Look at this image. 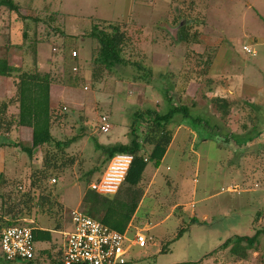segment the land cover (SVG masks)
<instances>
[{
    "label": "rangeland",
    "instance_id": "rangeland-1",
    "mask_svg": "<svg viewBox=\"0 0 264 264\" xmlns=\"http://www.w3.org/2000/svg\"><path fill=\"white\" fill-rule=\"evenodd\" d=\"M14 1L25 9L26 16L36 19L40 29L37 30L38 36H44L48 41L37 46L38 54L46 59L45 71H50L65 83L61 85L69 87L66 99L61 97V89L56 90L60 96H56L58 101L53 107L67 115L65 121H56L62 126V132L53 130L54 136L65 141L81 134V128L86 131L85 137L66 150L65 156L72 157L73 164L56 179V183L52 184L51 179L47 182L48 186L54 185L57 202L58 196L63 198L64 223H68L66 219L71 210L77 208L84 211L80 195H84L86 180H95L103 169L92 139L104 146L126 143L133 112L146 107L164 111L168 104L165 99L168 93L173 103L177 102L178 95H181V104L190 106L195 102L192 116H201L209 125L220 127L221 132L206 140L196 130L194 135L186 137V126L177 127L176 119L172 121L170 127L175 130L176 136L161 172L169 175L167 164L177 170L179 174L174 176L173 183L183 190L180 195L182 204L188 205L196 215L193 217L190 212L183 213L180 207L177 221L171 220L152 229L147 234L146 246L134 248L127 264L194 263L229 238L252 237L256 231L264 232V111L257 130L251 131L249 127L242 132L239 129L240 111L231 113L229 119L222 122L210 103L200 98L203 91L206 92L203 79L200 83L187 85L183 93L179 82L180 74L188 70L184 65L180 68L181 62L189 63L184 57L187 47V50L200 54L204 51L212 53L213 48L214 61L209 77L218 83L209 93L210 97H231L224 92L229 87V93L232 92L238 100H247L264 110V95L258 93L260 89L264 91V0ZM93 20L121 25L132 40L125 56L130 54L133 61L154 72L149 85L135 83L132 80L135 71L127 68L119 69L114 75L104 73L101 78H92L90 55L95 42L86 34ZM182 20L187 22L182 28L187 27L190 35L197 33L202 44H189L186 47L178 42L181 28H177ZM165 25L176 31L171 35ZM54 29H60L65 34V38H60L63 52H52L53 41L57 42V38H53L58 36L53 34ZM4 40L6 37L0 36V44H4ZM244 47L249 49L248 53L243 50ZM72 50L77 52L79 58L77 77L72 72L74 61L69 58ZM197 62L194 59L190 67ZM249 72L251 80L244 76ZM75 77L77 82L74 81ZM221 78L223 80H219ZM13 94L12 87L11 93L4 99L11 98ZM10 112L14 113L15 107L10 108ZM102 116L107 118V133L99 130ZM18 129H13L12 133ZM182 136L184 144L179 147L177 140H181ZM8 138L10 147L5 145V149L2 146V151L6 159L10 157L12 162L15 159L21 166L17 175V170L3 174L14 183L11 189L15 193L19 187L26 190L29 173L41 166L44 148L36 149L29 158L20 150L19 144L30 147L31 134L17 136L15 140L8 134L0 136V141L7 142ZM124 186L125 182L121 188ZM165 187L163 193L167 192ZM8 190L1 188L0 194ZM1 203L0 198V206ZM38 214L41 213L36 209L32 210L31 215L24 214L22 223L38 217ZM203 216H207L208 221L203 222ZM57 220L61 223L60 217ZM181 230L182 235L177 237ZM67 231H71V227ZM163 233L167 235L161 239ZM258 240L260 249L247 251L246 260H234L227 251H219L200 264H264L262 236Z\"/></svg>",
    "mask_w": 264,
    "mask_h": 264
},
{
    "label": "trees",
    "instance_id": "trees-1",
    "mask_svg": "<svg viewBox=\"0 0 264 264\" xmlns=\"http://www.w3.org/2000/svg\"><path fill=\"white\" fill-rule=\"evenodd\" d=\"M10 21L21 24L19 31L22 32V41L28 42L29 47L33 50L42 43H48L44 36H38L37 30L39 28L36 19L32 20L26 16L25 9L19 3L14 0H0V35H4V30L11 28L10 23L7 24ZM56 29L53 30V34L56 33L58 36L55 35L56 37L53 39L57 38V42L52 40V52L54 53L63 52L64 50L60 38H65V34L60 29ZM86 35L95 42L90 55V63L93 69L92 78L94 80L101 78L104 73L114 75L119 69L127 68L135 71V75L132 77L135 83L149 85L152 82L154 74L152 70L139 62L133 61L130 54H127V57L125 56L132 40L120 24L93 20ZM197 37V33L190 35L187 27H184L179 31L178 42L184 43L186 47L189 44H202V40ZM9 41L8 37L7 42ZM187 49L189 48L187 47ZM187 49L184 57L189 60V63L188 61L186 63L181 62L180 67L182 69L185 66L188 69L183 75L180 74L181 92L183 93L187 85L200 83L204 80L206 92L203 91L200 98L210 103L211 107L219 114L222 122L227 121L231 113L240 111L241 117H239V120H241V124L239 129L242 132H245L249 127L251 131L257 130L260 116L264 111L262 108L247 100H238V98L228 99L229 97L221 95L207 98V94L211 93L214 85L218 83L217 80L209 77L210 68L214 61L213 48H211L212 53L204 51L201 54L199 52L193 53L192 50ZM5 50H8V46L6 48L5 44L0 45V77L11 79L14 94L11 98L0 101V136H7L13 129L19 127L30 128L31 145L25 147L19 144L20 150L26 153L29 158L38 148L43 147L44 151L40 168L29 173L26 190L19 187L15 190V193H12L11 188L14 183L8 180L3 173H0V189H10L4 194H0L2 201L0 206V235L4 228L22 225V216L24 214L31 215L33 209L54 221L58 217L62 218L63 206L57 202L54 185L48 186L47 182L54 179L56 183V179L63 175L67 168L73 164V158L65 156L66 150L85 137L86 133L85 129L81 128V134L65 141L54 136L53 130L58 133L62 132V128H60L62 126H59L60 124L56 121H65L67 114L59 113L56 107L50 105V86L65 83L59 81L57 76L51 74L50 71L38 70L37 66L24 70L9 65ZM73 51L75 50H72L71 53ZM71 53L69 58L74 61L72 72L77 77L79 70L78 58L77 56L72 57ZM194 59H197L198 62L194 67H190ZM74 81L77 82V79ZM180 98L181 95H178L177 102L173 103V98L169 97L167 93L165 99L168 104L164 111L152 107L135 110L128 125L129 132L127 133L128 141L126 143L104 146L99 145L96 139H92L95 143V150L100 154L99 158L103 169L95 180H86V189L81 199L84 207V211H81L86 216L98 220L112 230L120 233L126 231L144 192L145 169L149 164L155 169L160 166L174 137L175 130L170 125L175 119L177 127L186 126L194 133L198 131L202 134V137H205L203 138L205 140L211 139L221 132L220 127L209 125L201 116H192L194 115L192 108L195 107V102L187 106L180 103ZM14 107L15 112L11 113L10 108ZM5 145L10 147V144H0V148ZM14 146L16 147V144ZM116 155H131L133 159L125 178V186L120 188L114 196H103L94 193L88 186L100 178L109 161ZM191 221L196 223L195 219ZM30 227L32 228L34 245L45 238L51 240L50 232L39 230L34 223ZM182 232L183 230L179 231L177 237L182 235ZM259 236H262L264 241L263 231H256L252 237L234 236L225 240L216 250L204 255L199 261L187 264H200V262L202 263L219 251H227L228 255L234 260H246L247 251H258L260 249ZM56 256L52 260V264H62V250L59 253L57 252ZM0 262L2 264H14L18 261L6 262L0 253ZM19 262L18 264H33L35 262V249L32 260Z\"/></svg>",
    "mask_w": 264,
    "mask_h": 264
},
{
    "label": "crops",
    "instance_id": "crops-1",
    "mask_svg": "<svg viewBox=\"0 0 264 264\" xmlns=\"http://www.w3.org/2000/svg\"><path fill=\"white\" fill-rule=\"evenodd\" d=\"M9 23L11 25V28L9 30H4L5 31L4 35L3 34L0 35L1 37H6V40H4L5 42L3 43L6 45V48L8 46V50H5L6 54L8 55V64L14 67L23 68L24 70L37 66L38 70L45 71V68H46L45 57L42 56L41 54L40 55L38 54L37 48L33 50L32 48L29 47L28 42L22 41V32L19 31L21 24L14 22V21L12 22L10 21L7 24ZM8 37L10 40L9 42H7ZM0 45H3V44H0ZM77 58H78V54H77ZM244 76H246V79L251 80V78L248 77V76L252 77L250 72L246 73ZM219 80H223V78ZM12 86L13 85H12V81L10 78L0 77V101L8 97L7 94L11 93ZM68 88L69 87H64L61 84L50 86V105L52 107L54 106L56 101H58L56 96H60V94H58L57 93L58 91L56 90L61 89L62 90L61 97L66 99L68 98L67 92H66ZM228 88L229 87H226L225 88L226 90L225 91L223 90V91L227 92L228 95L231 96L229 98H238L237 96L235 97L231 91H230L231 93H229ZM258 93L261 96L264 95L263 89L262 90L260 89ZM207 97H210V95L207 94ZM181 128H185V127H181ZM184 130H185L184 135H186V137L192 136L195 134L193 131L189 130V128L187 127ZM29 131H30V128L19 127V129L16 132L14 133L11 132L9 135L12 139L15 140L17 139V136L20 137V135H23L26 133L30 136L31 132ZM175 136H176V132L174 133L172 143L175 139ZM183 138L184 136H182L181 140H177L178 141L177 146L180 147L182 144H184ZM9 143H10L9 138L7 142L0 141V144H9ZM169 148L164 158L162 159L160 166L157 169L153 168L150 164L147 165L145 169V172H147V174H145L144 172V181H143V183L145 184L144 192L142 194V198L140 202L138 203L137 210L134 216L132 217L130 223L128 224V227L132 226V228L142 229L143 231H145L146 236L147 234L149 235L152 229H156L160 227L161 225H164L166 222L168 223L171 220L176 222L177 216L179 215V213L177 215V212L180 207H182L183 213L190 212L191 216L193 217H195L196 215V213L192 209H190L188 205L182 204L180 195L183 194V190H180V188L178 187V184L176 185V183H173L175 180L174 176H176V174H179L177 170L175 168L171 169V166L167 164L166 170L169 172V175H166L165 173L161 172V169H163V164L165 162V158L167 156ZM2 150L4 149L0 148V173H6V172L9 173L8 171L10 170L11 171L15 170L16 172L17 170L15 175L19 174L18 169L21 165L17 163L15 159L13 162H12V159H10V157L6 159L5 154ZM149 166L152 167L150 168V170H148ZM159 185H162V186H159ZM173 185L175 186L173 187ZM165 186H167V192L163 193V190H166ZM162 187L163 189H160ZM82 196H83V193L80 195V202H81ZM58 199H59L58 202L61 203V205L64 208V205L62 203L63 198L61 197V195L58 196ZM80 204L81 203H78V205ZM66 220L68 221L67 224L64 223L63 216H62L61 223L58 225L57 221L53 222V219H49L41 214H38V217L34 216L32 220H30L31 222L37 225L39 230L48 231L50 232V235H51V240H47V238H45L41 242L35 243L34 245L35 262L33 264H52L53 263L52 260L55 257H57L56 256L57 252L59 253V251L62 250V246H63L62 234L66 232L69 227H71L69 218ZM202 220L203 222L208 221L207 216H203ZM166 235L167 233L166 234L163 233L161 239H163ZM133 249L134 248H131V252L133 251ZM18 263L20 262L18 261L14 264H18ZM0 264L2 263L0 262Z\"/></svg>",
    "mask_w": 264,
    "mask_h": 264
},
{
    "label": "built area",
    "instance_id": "built-area-1",
    "mask_svg": "<svg viewBox=\"0 0 264 264\" xmlns=\"http://www.w3.org/2000/svg\"><path fill=\"white\" fill-rule=\"evenodd\" d=\"M243 50L249 51L246 47ZM71 55L76 57L77 52L73 51ZM99 122V130L107 133V118L102 116ZM132 160L131 155L114 156L100 178L89 185V189L98 195H116L125 182ZM51 183H55V180H51ZM69 221L71 231L62 234V264H127L131 248H144L147 244V236L142 229L129 226L120 233L86 216L81 209L71 210ZM24 222L1 231L0 253L6 262H28L33 259L34 242L30 227L33 222Z\"/></svg>",
    "mask_w": 264,
    "mask_h": 264
},
{
    "label": "water",
    "instance_id": "water-1",
    "mask_svg": "<svg viewBox=\"0 0 264 264\" xmlns=\"http://www.w3.org/2000/svg\"><path fill=\"white\" fill-rule=\"evenodd\" d=\"M192 22V21H191ZM187 22H185V21H181L180 22V25L178 26V28L177 29H179V28H182L185 24H186ZM189 23H190V21H189ZM165 29H167V31L172 35L173 33V31H176V29H171V28H169L167 25H165Z\"/></svg>",
    "mask_w": 264,
    "mask_h": 264
}]
</instances>
